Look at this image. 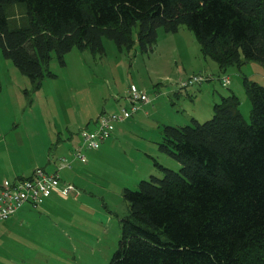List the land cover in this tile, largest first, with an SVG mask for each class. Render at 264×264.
Returning <instances> with one entry per match:
<instances>
[{"label":"trees","instance_id":"trees-1","mask_svg":"<svg viewBox=\"0 0 264 264\" xmlns=\"http://www.w3.org/2000/svg\"><path fill=\"white\" fill-rule=\"evenodd\" d=\"M14 4L25 6L27 23L10 28L5 10ZM181 25L222 70L264 66V0H0L1 54L36 86L51 75L52 54L61 63L72 48L103 54V38L147 53L159 28ZM244 87L249 122L229 92L211 119L163 127L159 148L179 172L154 162L162 177L123 190L128 213L109 264H264V86ZM62 157L69 169L65 156L57 166Z\"/></svg>","mask_w":264,"mask_h":264},{"label":"rangeland","instance_id":"rangeland-1","mask_svg":"<svg viewBox=\"0 0 264 264\" xmlns=\"http://www.w3.org/2000/svg\"><path fill=\"white\" fill-rule=\"evenodd\" d=\"M5 12L10 28L26 25L23 4L11 5ZM103 47V54L72 48L64 55V63L52 54L47 65L51 75H45L38 86L5 59L0 49V148L5 143H23L28 156L24 152L23 160L16 161L24 171L36 166L44 149L50 156L65 154L56 146L58 141L71 148L80 141L76 136L80 129H90L102 111L125 107L130 85L153 99L145 107L147 116L137 113L114 124L117 132L121 128L123 132L111 149L100 154L84 151L89 161L93 157L91 166L82 168L90 176V193L84 197L87 189L78 187L82 192L78 202L83 206L73 209L72 226L61 231V226L50 222L45 225L46 236L30 234L33 245L21 249V264H109L121 235L120 220L128 213L123 190H136L150 176L162 177L154 162L179 172L178 162L159 148L163 127L192 125L191 118L198 123L211 119L212 105L229 92L237 96L242 117L249 122L244 80L264 86V66L243 61L220 69L202 54L194 34L184 25L176 33L159 28L156 43L147 53L140 52L137 42L127 52L103 38ZM198 74L207 80L179 87ZM224 77L229 78L226 86L221 83ZM66 128L75 135L71 144L66 142ZM45 167L52 168L50 163ZM69 171L59 172L60 178L71 181Z\"/></svg>","mask_w":264,"mask_h":264},{"label":"crops","instance_id":"crops-1","mask_svg":"<svg viewBox=\"0 0 264 264\" xmlns=\"http://www.w3.org/2000/svg\"><path fill=\"white\" fill-rule=\"evenodd\" d=\"M204 78L206 81L207 78L206 77ZM130 86H134L137 88V86L135 85H130ZM151 100H152L151 101V105H152L153 99ZM149 105L150 104L142 105L140 110H138L136 113H134L132 116H130L129 118L125 119L122 122H126L130 120L137 113L147 116L148 112L145 109V107ZM128 107H129V103L127 101V105L123 108L128 109ZM123 108L120 107V109ZM120 109L110 113L119 112ZM212 109H213V105H212ZM104 112L105 111H102L101 113ZM191 119L197 121L194 118ZM96 120L97 118L92 122V126L90 129H92L95 126ZM129 124L131 123L128 122L127 125ZM127 125H125L124 127H126ZM88 127L89 126L85 128ZM65 131L67 133L66 142L71 144L73 138L75 137L74 132L69 131L68 128H66ZM80 131L76 134V136H79V138H80L79 135ZM117 131L118 130H116L115 128L112 137L107 139L99 149L85 150V151H97V152L99 151L98 154L108 151L109 149H111L112 146L115 145L114 142L117 140L121 132H123L122 128L119 132ZM161 137H162V130H161ZM60 142L61 141L59 140L56 146L58 147V149H64L66 153L63 152L65 154L62 155L59 154V155L67 157L68 159H70L69 161L72 162L73 159L70 158V156H68V153L70 150L73 149V147L81 144L82 142L81 138L78 143L71 144L72 145L71 148H68L69 146L66 143L62 144ZM106 142H108V144L105 145ZM22 147H24L23 143L15 144L11 142V143H5V145L2 148H0V185L4 181L11 182L14 181L15 179L30 177V175H32V172L36 168H43L44 170H46L47 168L45 167V165L47 163H50L52 167L50 170H46L47 172H54L56 170V166H57L56 160L60 156H56V154L54 153L53 156H50L48 155L47 151L44 149L42 155H40V161L39 162L37 161V163H35L36 166L32 165L28 170L24 171L23 167L18 165L16 161V159L19 161L23 160L24 152L26 153V156H28V152L22 149ZM46 147H48V143L46 144ZM148 153H150V151H148ZM85 158H86V162L84 163L74 160L69 169H61L58 171V173L64 170L72 171L71 175L69 176L72 179L71 181L66 178H60V179L64 183L73 185L78 190L79 194L76 198L73 196H69L67 198H61L58 195L53 194L49 198H43L41 202L37 205V207H34V205L31 203L23 204L13 216L8 218L7 220L0 221V264H21V259L19 260V255L22 254L21 249H23L24 247L25 248L29 247V245H33V242L29 240L30 239L29 235L32 234L35 236L36 234V235L46 236L47 231L45 230V225L47 223L51 222L50 224L54 227L61 226V231L63 229L72 226V219L73 216H75L73 215L72 212L73 209H76V207L83 206L82 205L83 203L78 202L82 193L78 187L81 186L87 189L84 190V197L86 196L85 194L90 193L87 188L88 185L90 184L89 181H87V178H89L90 176L89 175L86 176L87 174L85 175L84 170L87 169H82V168L91 166L93 157H90L91 161H89L88 155H85ZM43 220L44 222H42Z\"/></svg>","mask_w":264,"mask_h":264},{"label":"built area","instance_id":"built-area-1","mask_svg":"<svg viewBox=\"0 0 264 264\" xmlns=\"http://www.w3.org/2000/svg\"><path fill=\"white\" fill-rule=\"evenodd\" d=\"M203 81H205L203 76L193 75L186 81L181 82L179 87L186 88ZM221 83L223 86L228 85L229 78H222ZM126 95L129 103L128 109L123 108L116 113H101L92 129H81L79 135L82 142L72 154L75 160L81 163L86 162L83 150L99 148L103 141L112 137L115 131V123L129 118L140 110L142 105L149 103L151 100L145 92L134 86H129ZM66 167H69V162L62 157L59 159L54 172L37 168L30 177L15 179L11 182L4 181L0 185V221L13 216L23 204L31 203L34 207H37L43 198H49L53 194L61 198L69 196L76 198L79 194L78 190L73 185L62 182L58 174L59 170Z\"/></svg>","mask_w":264,"mask_h":264}]
</instances>
